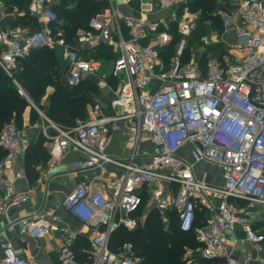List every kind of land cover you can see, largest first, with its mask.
Masks as SVG:
<instances>
[{"label":"built area","instance_id":"obj_1","mask_svg":"<svg viewBox=\"0 0 264 264\" xmlns=\"http://www.w3.org/2000/svg\"><path fill=\"white\" fill-rule=\"evenodd\" d=\"M107 1L103 12L92 17L72 42H67L63 31L54 34L46 26L34 32L5 27L0 1V68L9 77L31 50L59 48L68 65L66 85L74 88L86 76L101 72V60L93 53L107 46L113 61L111 76L120 85L108 103L111 113L96 104L89 119H78L71 126L52 122L36 108L45 120L40 129L50 152L37 178L39 184L51 180L61 158L72 151L86 155L75 170L105 164L120 169L111 177L108 191L93 187L94 181L105 179L103 175L87 177L62 200L64 212L97 230L87 254L78 259L72 248L76 236L68 226L55 225V211L47 210L27 213L11 226L13 230L17 225L23 244L3 242L0 264H31L23 255L24 238L45 239L56 232L63 240L60 264H139L133 244L112 249V236L119 228L143 229L152 211L166 229L175 224L181 232L195 233L200 246L185 250L194 264H198L196 256L205 262L218 259L238 264L227 249L228 233L237 228L258 254L259 264H264V233L254 226L255 212L264 209V0H231L229 4L219 0L204 19L207 33L199 45L190 39L203 15L189 10L186 0ZM50 2L32 0L28 13L43 24L57 22ZM121 4L131 12L122 13ZM123 128L127 153L108 155L113 134ZM30 144L15 122L0 132L4 151L0 214L12 201H28V194L19 195L6 173ZM144 146L150 150L142 151ZM185 146L194 161L220 167L222 185L196 179L194 164L179 155ZM198 211L204 218L196 225ZM251 259L247 255L246 261Z\"/></svg>","mask_w":264,"mask_h":264},{"label":"trees","instance_id":"obj_2","mask_svg":"<svg viewBox=\"0 0 264 264\" xmlns=\"http://www.w3.org/2000/svg\"><path fill=\"white\" fill-rule=\"evenodd\" d=\"M228 4L231 0H223ZM32 0H7V5L18 7L19 10L25 11V15L10 21L14 26L16 23H22L24 26L29 25L33 30L40 29L36 18L28 13V7ZM72 5V6H71ZM108 6L107 0H59L53 5L52 10L58 16V21L50 24L54 34L63 31V35L67 42L73 39L81 30L88 27L92 17L100 14ZM187 6L192 11L202 12V21L211 16L212 12L217 8V0H187ZM64 20L67 25L63 26L60 20ZM34 32V31H32ZM201 34V35H200ZM204 34L199 33L198 37ZM176 39L178 36L175 34ZM100 49L93 53L96 58L111 59L110 50ZM215 55H220L213 50ZM188 53V52H187ZM60 57L54 50L48 48L31 50L29 56L20 61L16 72L9 77L0 68V132L5 125L15 122L21 129L23 126V114L29 101L23 96L14 83V79L22 86L28 96L37 100V96L44 91V86L49 82L55 84V91L49 97V105L44 111L42 107L36 105L52 122L61 126H71L78 119L86 118V108L88 105L94 104V99L88 92L82 91L80 85L70 88L64 82V69L60 63ZM68 69V68H67ZM92 90L94 88H91ZM90 91L95 93L94 90ZM38 102V100H37ZM40 103V101H39ZM39 119V113L32 109L31 123H35ZM4 156V151L0 148V159ZM25 156L26 174L29 179L34 180L39 177L36 167L49 159V154L44 147V138L41 137L36 143L30 144ZM204 218V213L198 211L196 225L200 224ZM72 248L77 254L78 259H83L87 254L83 241H79L77 245L85 250L78 254L75 242ZM132 243L136 252L139 264H186L187 260L183 258L186 248H196L200 243L196 240L193 231L181 232L175 224L166 229L160 221L158 214L152 211L146 221V226L137 231H128L125 228H119L112 236L111 247L116 249L120 244ZM200 261V260H199ZM198 264H214L211 262L200 261Z\"/></svg>","mask_w":264,"mask_h":264},{"label":"crops","instance_id":"obj_3","mask_svg":"<svg viewBox=\"0 0 264 264\" xmlns=\"http://www.w3.org/2000/svg\"><path fill=\"white\" fill-rule=\"evenodd\" d=\"M3 4V12H4V19L3 24L5 27H15L19 28L26 32L35 31L29 25L24 26L22 23H16L14 26L10 23L11 19L16 20L25 15V11H21L18 7L14 6L12 10V6L7 5V0H0ZM50 7L52 9L53 5H55L59 0H50ZM117 3L120 0H115ZM219 0H217L218 3ZM227 3V2H225ZM72 6V5H71ZM119 9L122 13H130V7L126 5H120ZM32 16V15H31ZM34 17V16H32ZM155 17V16H153ZM39 27H49L50 24H43V22L37 18ZM81 30L80 32H82ZM79 32V33H80ZM64 33V32H63ZM78 33V34H79ZM78 49L81 46L76 45ZM103 50H110L107 46H104ZM214 48V47H210ZM52 49V48H48ZM56 49L58 55L60 57V63L62 64V68L64 69V82L66 75H67V68L68 65L66 62L63 61L61 57V49ZM83 49V48H81ZM215 50V49H214ZM85 55L90 54L89 52H84ZM106 58H102V60ZM112 61L111 59H108ZM103 67V65H102ZM106 75V78H101V76ZM82 91L88 92L91 94L94 99V104L88 105L86 108V118L89 119L91 117L92 109L96 104H100L103 107L105 113H111L112 111L108 107V103L110 99L119 91V83L116 81L114 77L111 75L108 76L106 73L101 72L94 75H88L83 79L81 83ZM94 88V92H90ZM44 93L40 97V104L42 105L43 110L45 111L49 105V97L55 91V84L53 82H49L44 86ZM92 90V91H93ZM43 97V98H42ZM37 106L30 105L27 107L23 114V126L21 130L25 133L29 138L32 144L36 143L41 137V125L45 124V120L40 116L39 119L35 123H31V114L32 109H36ZM41 111V110H40ZM42 112V111H41ZM44 113V112H42ZM44 116L48 118L45 114ZM35 125H38V128H35ZM143 149H147L144 152H148L150 148L148 146H144ZM47 150V149H46ZM128 151V146L125 140V128L123 130L116 132L112 136L111 144L107 148L108 155L112 156H124ZM49 157L50 152L47 150ZM180 156L186 158L189 162L194 164V173L195 177L198 181L214 184L213 179L219 178L220 183L219 185L223 184L222 180V172L219 166L214 164H209L207 162L199 161L196 162L190 156V148L189 146H185L180 152ZM25 156L20 155L14 162L12 169L8 170L6 175L7 177L14 182L16 192L20 195L28 194V201L25 203H18V202H10L8 204L7 211L5 213L0 214V255H1V245L3 242L9 240L13 241L15 245L19 246L23 244V237L19 234L17 225L15 229H11V226L18 222L19 218L24 216L27 213H34V212H46L47 210H54L55 216L52 218V222L55 225L59 226H68L71 230V233L76 236L78 239L74 245L77 247L78 254L84 252L82 247L77 245L79 241L83 242H90V238L94 236L97 232L95 228L88 227L84 224L79 223L70 214L64 212L62 207V200L63 198L73 190L77 184L81 181L85 180L87 177L92 178H99L102 175L105 179L97 180L93 182V187L96 189L108 191L110 186V179L114 174H119L120 169L116 168L112 165L105 164L102 168L91 169V170H83L78 169L77 166L82 163L86 159V155L81 152L72 151L65 154L60 161V166L55 170V176L49 180L45 185H41L37 182V179L31 180L28 178L26 174L25 168ZM46 165V164H45ZM44 163L39 164L36 169L41 174L43 171ZM69 171H73V174H68ZM18 173H21L22 177H16ZM39 174V176H40ZM255 223L254 226L257 230L264 233V209L261 208L255 212ZM26 247L24 249V257L31 263V264H60L58 261V251L60 246L63 243L62 238L56 232L51 234L49 237L45 239H31L25 237ZM236 239L238 240L236 242ZM227 249L230 252H233L235 257L237 258L238 264H259L257 257L258 254L254 252L252 249V245L245 239V235L242 232L241 228H237L234 233H228V244ZM264 254V252H263ZM247 255H251L252 259L250 261H246ZM200 261H203L199 258ZM214 264H226L224 260H214Z\"/></svg>","mask_w":264,"mask_h":264},{"label":"rangeland","instance_id":"obj_4","mask_svg":"<svg viewBox=\"0 0 264 264\" xmlns=\"http://www.w3.org/2000/svg\"><path fill=\"white\" fill-rule=\"evenodd\" d=\"M186 4H187V0H186ZM189 10H191L190 8H189ZM192 11V10H191ZM37 20V19H36ZM38 21V20H37ZM60 23L63 25V26H66L67 25V23L62 19V20H60ZM50 27V26H49ZM201 31H203L204 32V34L205 33H207V25H206V22H205V20H201L200 22H199V28L197 29V31H195L194 32V34L192 35V37H191V39H190V43L191 44H200V37H198L199 36V33L201 32ZM201 35V34H200ZM200 47V46H199ZM49 50H54L55 52H57V50L56 49H49ZM58 53V52H57ZM234 55H238V53H234ZM59 56V55H58ZM102 65H103V67H102V72H104V73H106L108 76H110L111 74H112V72H113V61H111V60H108V59H103L102 60ZM62 78H64L63 76H62ZM45 90V89H44ZM43 93H44V91L41 93V94H39L38 96H37V100H38V102H37V100L36 99H33V97H31V96H28V103H29V105H39L40 107H42V105L39 103V101H40V97L43 95ZM43 98V97H42ZM38 108V107H37ZM147 149H142V151H146ZM213 179V181H214V184H216V185H219V183H220V180H219V178H214V176L213 177H211V180ZM87 244L89 245V242H88V239H87V242H85L84 243V248L87 250ZM183 258L185 259V260H187V258H186V256H185V253H184V255H183ZM200 262L199 261V257L198 256H196L195 257V262ZM186 264H194V262L192 261H188L187 260V262H186Z\"/></svg>","mask_w":264,"mask_h":264}]
</instances>
